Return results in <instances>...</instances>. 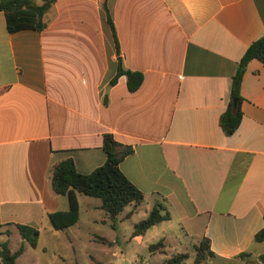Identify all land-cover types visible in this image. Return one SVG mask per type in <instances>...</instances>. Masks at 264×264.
Wrapping results in <instances>:
<instances>
[{
	"label": "crops",
	"instance_id": "crops-1",
	"mask_svg": "<svg viewBox=\"0 0 264 264\" xmlns=\"http://www.w3.org/2000/svg\"><path fill=\"white\" fill-rule=\"evenodd\" d=\"M107 1L121 57L104 0H57L41 32L11 33L0 13V241L20 237L26 249L17 264L29 249L50 248L78 264L80 252L93 254L80 242H105L108 224L119 228L141 211L146 219L163 203L171 219L140 236L163 241L164 252L152 254L173 242L195 251L209 238L210 264L262 262L264 243L255 242L264 227L261 61L244 74L238 130L227 135L220 119L241 59L264 36V0ZM120 62L144 74L138 91H129L126 76L110 85ZM105 134L134 148L120 168L144 201L114 222L100 199L78 194V222L56 229L51 215L68 212L70 201L54 192L52 165L70 158L80 173H93L107 159ZM17 225L39 231L37 248Z\"/></svg>",
	"mask_w": 264,
	"mask_h": 264
},
{
	"label": "trees",
	"instance_id": "trees-1",
	"mask_svg": "<svg viewBox=\"0 0 264 264\" xmlns=\"http://www.w3.org/2000/svg\"><path fill=\"white\" fill-rule=\"evenodd\" d=\"M56 1L44 0L42 4H37L34 0H0V13L5 14L8 31L11 33L21 30L41 32L48 26L46 15ZM103 8L112 31L118 57H121L116 27L107 0H104ZM254 59L264 64V36L247 49L233 77L231 99L220 119V124L227 135H233L242 122L241 105L244 98L241 94V86L247 66ZM122 76H126L130 92L138 91L144 83V74L141 71L125 69L120 62L118 72L111 80L110 85H115ZM103 148L107 155L105 164L89 175L80 173L70 158L62 159L52 165L50 169L52 188L56 194L67 196L70 201L68 212L51 215L52 223L56 229H65L78 222L80 217L78 194L100 199L102 209L109 214L114 222L127 206L139 205L144 201V193L126 177L120 168L124 159L134 153V148L121 144L112 134L104 135ZM170 219L171 215L166 206L163 203H157L148 217L135 225L132 237H140L154 225ZM16 227L22 239L28 242L32 248H37L39 231L24 225ZM255 242L264 243V227L255 235ZM164 248L163 241L149 247L151 253L164 252ZM25 249V244L22 243L16 251H12L9 241H0V259L3 264H17V259L25 252ZM195 252L193 264H210L209 260L216 257L211 249L209 238H203L199 244L195 245ZM248 255L244 252L240 254V257L245 259ZM189 257L188 253H178L164 264H183ZM260 259L262 262L256 264H264L263 255Z\"/></svg>",
	"mask_w": 264,
	"mask_h": 264
},
{
	"label": "rangeland",
	"instance_id": "rangeland-1",
	"mask_svg": "<svg viewBox=\"0 0 264 264\" xmlns=\"http://www.w3.org/2000/svg\"><path fill=\"white\" fill-rule=\"evenodd\" d=\"M37 4H42L44 0H34ZM144 214L141 211L133 220L126 221L122 225L112 226L108 224L102 240L80 242V248L86 247L92 250V255L79 253L76 261L78 264H163L174 255L177 251L187 252L189 259L183 264H193L196 252L193 246L184 243L185 248H178V244L173 242V247L166 248V253L150 252L149 246L159 242L154 238V233L150 232L146 237L132 238L134 223L142 221ZM0 239L4 236L0 235ZM20 237L14 235L10 238V247L14 251L18 248ZM53 247V246H52ZM180 250H176L175 248ZM54 249L49 251L29 249L25 256L19 259V264H70L66 258H60L54 254ZM72 263V262H71ZM214 264V263H212Z\"/></svg>",
	"mask_w": 264,
	"mask_h": 264
}]
</instances>
